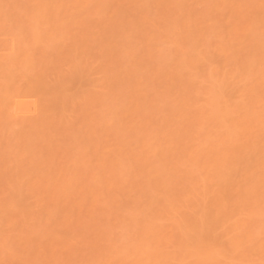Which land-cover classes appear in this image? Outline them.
Here are the masks:
<instances>
[{
    "label": "bare ground",
    "instance_id": "obj_1",
    "mask_svg": "<svg viewBox=\"0 0 264 264\" xmlns=\"http://www.w3.org/2000/svg\"><path fill=\"white\" fill-rule=\"evenodd\" d=\"M0 264H264V0H0Z\"/></svg>",
    "mask_w": 264,
    "mask_h": 264
}]
</instances>
